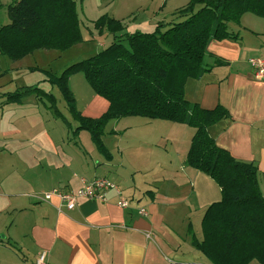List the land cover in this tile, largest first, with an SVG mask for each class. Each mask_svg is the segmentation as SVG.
<instances>
[{
	"label": "crops",
	"instance_id": "1",
	"mask_svg": "<svg viewBox=\"0 0 264 264\" xmlns=\"http://www.w3.org/2000/svg\"><path fill=\"white\" fill-rule=\"evenodd\" d=\"M188 2H133V32L176 21V11ZM229 30L235 38L208 43L206 71L186 80L184 96L202 108L222 105L227 109L230 117L211 125L208 133L234 158L256 166L264 197V78L255 77L248 62L250 57H264V17L246 12L239 23H229ZM21 68L3 61L0 81L16 85V78L8 76ZM44 82L43 86H50ZM68 84L70 88V80ZM18 85L12 91L22 86ZM71 91L77 106L78 98ZM5 92L0 90V156L4 159L0 164V264H34L41 251H46L49 264H211L191 244L188 230L201 239L203 214L220 199V188L209 175L187 164L192 127L143 117H133V124L125 121L123 132L113 136L117 153L132 169L128 173L112 166L111 152L109 160L92 143L84 148V131H72L78 142L69 128H55L58 120L64 121L54 116L45 97L31 94L19 102L4 103L1 94ZM51 94L70 124L69 112L60 110L59 97ZM82 100L77 110L84 116L98 117L108 107L95 93ZM63 106L67 108L65 101ZM117 129L114 126L105 133H117ZM101 167H111L113 172L101 174ZM99 176L119 186L128 207L116 204L113 191L106 201L80 198L72 210L57 197L43 199L45 191H75L81 178ZM139 208L147 215L139 214Z\"/></svg>",
	"mask_w": 264,
	"mask_h": 264
},
{
	"label": "trees",
	"instance_id": "2",
	"mask_svg": "<svg viewBox=\"0 0 264 264\" xmlns=\"http://www.w3.org/2000/svg\"><path fill=\"white\" fill-rule=\"evenodd\" d=\"M9 22L0 26V57L20 60L35 49L81 38L75 0H11L6 7ZM250 12L264 17V0H189L176 11V21L158 22L151 31L127 32L124 20L107 14L95 21L112 42L96 54L68 65L59 75L43 70L44 79L56 86L72 119L89 132L97 150L109 159L102 136L106 125L125 117L163 119L194 129L186 155L187 164L209 175L220 188L201 220V239L189 229L191 244L211 264H264V197L257 168L234 158L217 146L208 128L230 117L217 105L202 108L184 96L188 78L206 71L204 58L211 40L235 38L229 23H239ZM30 69H36L30 67ZM82 71L93 92L108 107L98 117L82 115L69 88L68 76ZM34 94L45 97L54 116L68 121L56 107L55 97L38 83L21 86L1 96L4 103L19 102ZM200 264V263H176Z\"/></svg>",
	"mask_w": 264,
	"mask_h": 264
},
{
	"label": "rangeland",
	"instance_id": "3",
	"mask_svg": "<svg viewBox=\"0 0 264 264\" xmlns=\"http://www.w3.org/2000/svg\"><path fill=\"white\" fill-rule=\"evenodd\" d=\"M11 0H0V26L9 22V18L7 16L6 7L10 3ZM76 1V10L79 19V29L81 38L79 40H75L69 42L68 37L61 41L59 45H54L51 48L45 49H35L31 53L26 54L20 60H9L7 57H0V66L6 60L10 61L11 63H15L16 65L19 64L22 68L20 71L15 73H11L12 76H8L11 78L14 76L16 78L15 82L16 85L13 84H5V82L0 81V90L2 91H12L15 86H22L27 85H34L37 82H40V85L43 89L46 90L48 87L51 90V93H55L59 97V104H57L58 108L62 110L65 114H68L67 108L63 106L64 100L60 94V91L56 86H48L45 84L44 80L48 77L47 74L44 73L43 70H46L53 75H59L68 65L75 63L77 61L86 59L100 50L104 49L106 46L111 44L112 42V35L107 33L106 31L101 33L99 28H97L95 21L99 19L102 15L113 14L119 19L124 20L125 27H129L127 32H133V2L137 0H75ZM126 27V29H127ZM104 43L105 46H101L100 44ZM6 59V60H5ZM35 67L36 69H30V67ZM68 80H70V88L74 91L78 98L77 106L79 108L83 105V98H88L94 94L91 86L87 83L84 78V74L82 71H73L69 74ZM5 84V85H4ZM43 84V85H42ZM39 86V87H41ZM76 106V107H77ZM129 119V120H126ZM115 121V122H114ZM110 124L107 125L105 129L113 128L116 126L117 133L115 131L106 132L103 134L102 138L104 140V145L108 150L111 158L113 155L112 166L115 165L116 168L122 169L125 172H130L132 169H129V166L124 163L123 159H121L120 155L117 153V137H114V134H121V131L125 121H132L133 124V117H125L120 118L118 120H114ZM78 125V122L74 119L71 120L69 125H66L64 122L58 120V125L55 128L62 127L63 129L69 128L71 137H74L78 140V137H75L72 131L75 130V127ZM47 128L50 129V126L47 125ZM84 131L85 136L81 138V145L84 148H87V143H92L93 149H95L96 144L93 143L91 140L90 134L88 131L80 129L79 131ZM78 131V132H79ZM105 138V139H104ZM1 142V139H0ZM79 142V140H78ZM118 148V146H117ZM97 149V147H96ZM112 155H111V153ZM101 154V153H100ZM102 155V154H101ZM2 156V155H1ZM0 156V164L4 161V159ZM103 156V155H102ZM104 157V156H103ZM105 158V157H104ZM13 159V158H10ZM8 160V159H7ZM94 163H96L94 161ZM121 164L122 166H119ZM18 167V166H17ZM107 170H111V167L104 168L101 167L100 173L103 174L107 172ZM135 172L133 171V175ZM112 177V176H108ZM254 264H259L255 261Z\"/></svg>",
	"mask_w": 264,
	"mask_h": 264
},
{
	"label": "built area",
	"instance_id": "4",
	"mask_svg": "<svg viewBox=\"0 0 264 264\" xmlns=\"http://www.w3.org/2000/svg\"><path fill=\"white\" fill-rule=\"evenodd\" d=\"M248 62L253 70L255 77L264 78V57H250ZM113 191L118 197L116 204L120 208L128 207V201L122 197V192L119 186L110 179L99 176L94 177L91 180L81 178V186L75 191H65L59 188H53L43 193V199L45 201L50 200L52 197H57L61 205L65 206L67 210L74 209L80 198L88 200H101L106 201L108 192ZM138 213L141 215H147L144 208H139ZM34 264H49L47 261L46 251L38 253L34 260Z\"/></svg>",
	"mask_w": 264,
	"mask_h": 264
}]
</instances>
